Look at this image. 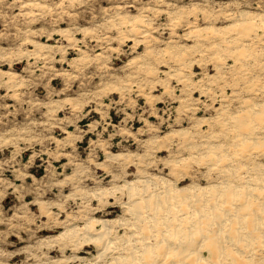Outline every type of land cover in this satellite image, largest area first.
<instances>
[{"label": "rangeland", "instance_id": "rangeland-1", "mask_svg": "<svg viewBox=\"0 0 264 264\" xmlns=\"http://www.w3.org/2000/svg\"><path fill=\"white\" fill-rule=\"evenodd\" d=\"M263 117L264 0H0V264H96V220L118 243L132 234L118 227L130 182L160 263L161 223L181 212H149L171 206L169 189L259 178ZM263 179L231 196L258 198L263 219L257 236L243 230L248 255L223 227L222 264H264Z\"/></svg>", "mask_w": 264, "mask_h": 264}, {"label": "bare ground", "instance_id": "bare-ground-1", "mask_svg": "<svg viewBox=\"0 0 264 264\" xmlns=\"http://www.w3.org/2000/svg\"><path fill=\"white\" fill-rule=\"evenodd\" d=\"M228 48L230 47L228 46ZM244 117L246 116L244 115ZM262 121L264 122V117ZM221 157L222 158H219L220 160L216 162L218 163V166H223L225 164L223 156ZM236 164L239 163L237 162ZM237 169L238 167L236 168V170ZM229 171L228 174H230ZM243 172L244 175L239 176L243 184L235 185V188L240 187L241 189H234L231 186L233 184H228L224 194H218L216 191H209L207 189L201 188H195V190L191 189L192 194L190 195L188 193L186 194V192L184 191L186 189L183 188L176 190L169 189V191L166 192L165 197L166 199L171 200V206L169 208L161 207L159 210L149 212L153 220L157 223H160L161 219L164 218L165 210H168L171 213L174 209L176 212L179 211L181 213L177 218L173 217L171 219H166L167 221L161 223L159 231L162 237L158 242H156L160 245V251L162 252V255L164 257V259L160 263H157V261L152 259L154 257L152 255L147 260V251L151 250V246H155V242L152 243V239L147 242V194H145L146 191H143L142 187H140V185L138 186V184H136L135 182L128 183L130 196L128 201L124 203V208H126L129 217L128 219H124L123 221L119 222L118 227H120V229H125L126 231L132 234L128 237H125V242L122 243L121 241V243H118L116 239L115 241L113 240L114 236H110V234H112L113 232L111 220H96L101 225V228L98 231H93L94 236L97 234V238L95 239L92 235L87 236L89 234H93L92 232H86L87 235L84 236L86 237L85 241H89L94 238L97 242H101V244L99 245L100 250L96 264H107L108 260L110 259V264H130L129 261H124L125 257L132 258L131 264H204L205 258L203 248L206 247L210 248L213 252L214 260L216 259L219 264H222L224 262L223 258H225L223 256L225 255L222 256L223 258L220 256L219 248L221 247L216 246V244L218 241H222V238H220L219 235L222 233V231L224 230L223 227H225L226 225L230 226V230L225 235L227 241H230V243H232L233 245L232 247L237 248L239 252L247 254L248 251L246 250L244 245L246 239L244 238V234L246 233L243 230H247V233L256 234L257 236V233H254L255 229L257 230V227L259 228V220L263 219V216L262 218L259 217L260 213L258 208L256 207V205H258L260 201H255L256 199H258L255 196V200L249 198L244 200H233L231 196H239L240 194L245 193L246 189H252L250 183L252 181L259 182L260 178L264 177V173H262L261 176L258 178L253 177L251 174L248 173V171ZM227 177L230 176L228 175ZM256 186L257 188H254L253 190H257V193L264 192V179L262 180V184L259 185L256 183ZM201 191H205L206 193H203ZM224 195H226V197H224ZM204 204H208L211 208H213L209 215H204L200 209V207ZM217 205H226L224 218H222L221 213L217 210ZM92 226L87 227L89 231L94 228ZM116 230L117 229H115V232ZM257 239L259 240V238ZM253 240L256 239H254L253 237ZM223 253H225V251ZM173 256H175V261L171 262L170 259H172L171 257Z\"/></svg>", "mask_w": 264, "mask_h": 264}]
</instances>
